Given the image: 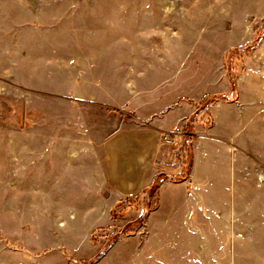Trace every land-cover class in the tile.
Instances as JSON below:
<instances>
[{"label": "rangeland", "instance_id": "obj_1", "mask_svg": "<svg viewBox=\"0 0 264 264\" xmlns=\"http://www.w3.org/2000/svg\"><path fill=\"white\" fill-rule=\"evenodd\" d=\"M217 105L240 181L191 187ZM116 245L105 264H264V0H0V264Z\"/></svg>", "mask_w": 264, "mask_h": 264}, {"label": "crops", "instance_id": "obj_2", "mask_svg": "<svg viewBox=\"0 0 264 264\" xmlns=\"http://www.w3.org/2000/svg\"><path fill=\"white\" fill-rule=\"evenodd\" d=\"M169 80L170 79L164 80L161 85H164ZM175 110L176 107L172 108V106H170L169 112L167 111L168 113L166 115L170 113L175 114ZM211 112L214 113V127L208 130L209 134L207 136L200 139L202 142L194 145L193 164L190 171V180H188L191 187H197L201 184V182L209 183V187H215L218 183H222V180L223 183L231 181L232 177L229 176V173L234 174V171L232 172L231 170H228L229 165L235 168V173L237 175L235 179L240 181V114L239 112L237 114H233L231 111L229 112L228 108L224 106L219 107L218 105L213 106ZM221 113L224 114L221 115ZM153 125L155 127L157 126V123L154 122ZM212 150L216 151L213 155L211 152ZM233 150H235L234 153ZM141 183V188L147 189L151 185L152 181L146 178L142 180ZM118 247H120V245H116L112 248L109 254L98 264H105L106 259L111 257ZM143 247L144 245H142L139 250L136 249L134 251L136 253H144ZM188 249H190L189 252H192L190 247ZM155 252L158 253L157 250H155ZM144 254L142 258L141 256L139 258L137 257L136 260L132 259L133 261L131 262L126 261L125 259L128 257L123 256L124 254H122L120 256L123 257L124 261H111L109 264H148L145 259L147 256ZM163 263L165 262L163 261ZM173 263L196 264L193 260L175 261Z\"/></svg>", "mask_w": 264, "mask_h": 264}]
</instances>
